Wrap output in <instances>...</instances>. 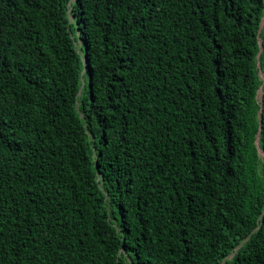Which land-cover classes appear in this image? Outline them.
<instances>
[{"label": "trees", "instance_id": "1", "mask_svg": "<svg viewBox=\"0 0 264 264\" xmlns=\"http://www.w3.org/2000/svg\"><path fill=\"white\" fill-rule=\"evenodd\" d=\"M0 264H264V0H0Z\"/></svg>", "mask_w": 264, "mask_h": 264}, {"label": "bare ground", "instance_id": "2", "mask_svg": "<svg viewBox=\"0 0 264 264\" xmlns=\"http://www.w3.org/2000/svg\"><path fill=\"white\" fill-rule=\"evenodd\" d=\"M220 14V13H219ZM222 14V13H221Z\"/></svg>", "mask_w": 264, "mask_h": 264}]
</instances>
